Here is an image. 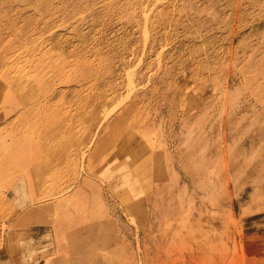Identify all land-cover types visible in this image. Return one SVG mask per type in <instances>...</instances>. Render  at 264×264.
Wrapping results in <instances>:
<instances>
[{
  "label": "rangeland",
  "instance_id": "374dc122",
  "mask_svg": "<svg viewBox=\"0 0 264 264\" xmlns=\"http://www.w3.org/2000/svg\"><path fill=\"white\" fill-rule=\"evenodd\" d=\"M59 201L99 264H264V0H0V264L83 246Z\"/></svg>",
  "mask_w": 264,
  "mask_h": 264
},
{
  "label": "bare ground",
  "instance_id": "6f19581e",
  "mask_svg": "<svg viewBox=\"0 0 264 264\" xmlns=\"http://www.w3.org/2000/svg\"><path fill=\"white\" fill-rule=\"evenodd\" d=\"M8 82H11V81H8ZM44 81H40V83H43ZM7 83V82H6ZM5 84V83H4ZM2 87V86H1ZM13 87V84L12 83H7V86H3V88H8V89H11ZM17 97L16 98V104L14 107L13 110H16L18 111V109H22L24 108V102H25V97H24V94H18L16 95ZM7 99V97H6ZM48 101H51V97H48V96H45L41 102L37 103V106L36 108L37 109H41L44 105H46V102ZM27 112L29 114L32 113L31 110L29 109H26ZM115 110H113L114 112ZM12 112V111H11ZM112 112V113H113ZM25 111L20 113L19 115H17V120L20 121V119L22 118V115H24ZM111 113V112H110ZM110 113H108L105 117H109ZM111 113V114H112ZM17 114V112H16ZM129 114L128 111L125 112V114H123L120 118L118 119H115L111 125H119L121 124L124 120H126V116ZM107 119V118H106ZM110 128V127H109ZM113 128V126H112ZM105 131V130H104ZM97 135V133H96ZM95 135V136H96ZM126 144V143H125ZM90 148L91 147V144L86 146V148ZM99 148V146L96 147V150ZM109 149V152H112L115 148H118L119 150H125L127 149L126 146L124 145V142L122 141L121 137L120 139L117 140V143L113 144V145H110L108 147ZM96 150L93 152L95 153ZM87 151V150H86ZM86 151H82V158L84 159L85 158V153ZM121 152V151H120ZM38 153V152H36ZM30 160L26 157V159L23 161L22 163V167L19 169V171L16 173V177L18 178V180L20 179V182L19 184H17L13 190V193L17 194L22 201V204H19V206H17V211H18V222L20 223V221L22 219H24L23 217L24 216H27L29 215L30 213H34V212H37L38 211V207L37 206H34L35 204L33 203H36V201H38L36 199L37 196L39 195H43V194H40V192L38 191L37 194L38 195H35L36 192H34L33 194H29L28 190L30 189H34V191L38 188L39 186V181L41 179V177L44 175V170L40 167H31V168H28L30 166L29 164ZM248 180V179H247ZM37 183V184H35ZM84 183H86V179L84 180ZM250 186V185H249ZM70 188H64L63 190H61L59 192V194L61 193H67L69 192ZM84 193V191L80 192L79 194H82ZM28 194L30 195V198L28 196ZM55 196V193H52V194H44L43 196H41V199H45V198H52ZM64 201H59L57 204L53 205V206H50V204L48 206H50V209H52L53 211V214H51L52 216H56L57 219H62V222L64 223H61L60 224V228H69V229H72L70 235H69V238L73 239V242L77 243V241H75L78 237L82 236V235H87V238H85V241H82V247H80V249L77 251V247H76V244H75V253L70 257V258H59L58 260H56V263L55 264H99V261H97L96 259H94V257L90 256V253H94L93 252H90L89 251V244H96L98 243L99 244V238L97 237L96 239L94 238L93 236V231H89V226L94 228L95 225L91 224V225H86V223L88 224V220H85V222L83 221V223H81L80 221H77L75 220L76 217H80V216H84L85 212H83L82 210H78L76 209L75 212L73 211H69L65 208H63L64 204H63ZM66 205V204H65ZM48 206H45V208H47ZM41 208V207H39ZM136 211H141V208L139 206L137 207H133V209L131 208V212H136ZM150 220V219H149ZM23 222H21L22 224ZM96 229V227L94 228ZM88 232V233H87ZM77 254L80 255V259L82 261H78L77 259ZM91 259V260H90ZM95 261V262H94Z\"/></svg>",
  "mask_w": 264,
  "mask_h": 264
}]
</instances>
